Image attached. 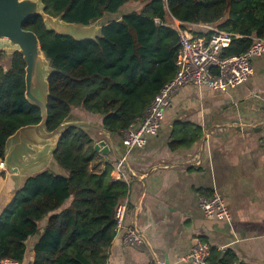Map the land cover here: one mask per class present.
<instances>
[{"label":"trees","instance_id":"1","mask_svg":"<svg viewBox=\"0 0 264 264\" xmlns=\"http://www.w3.org/2000/svg\"><path fill=\"white\" fill-rule=\"evenodd\" d=\"M132 1L141 2V9L111 21L96 39L49 32L40 16L26 20L25 28L39 36L53 68L48 78V130L74 109L100 116L104 128L114 134L142 118L177 70L179 34L174 20L193 31V25L211 24L234 34L225 56L242 54L253 37H264V0H44L51 15L83 25ZM212 33L196 34L209 38ZM25 66L21 53L9 58L0 50L3 159L8 137L41 120L40 109L25 97ZM202 132L198 125L177 120L169 146L191 147ZM98 156L88 133L76 126L66 128L54 154L65 173L47 169L30 175L0 214V264L7 258L25 264H108L116 207L130 186L114 177L111 164H96ZM43 220L47 222L40 226ZM34 236V253L26 261L27 241ZM210 264L247 263L233 250L211 248Z\"/></svg>","mask_w":264,"mask_h":264},{"label":"crops","instance_id":"2","mask_svg":"<svg viewBox=\"0 0 264 264\" xmlns=\"http://www.w3.org/2000/svg\"><path fill=\"white\" fill-rule=\"evenodd\" d=\"M213 28L219 27L196 24L191 31L205 34ZM253 70L246 82L227 92L192 84L181 88L165 111L159 134L143 147L128 149L122 133L110 140L88 128L110 146L95 163L116 168L124 159L123 180L130 186L128 211L109 249L108 264H190L185 258L200 240L220 252L233 250L247 264H264V54L254 58ZM72 113L102 125L98 115L80 109ZM177 120L202 128V137L191 147L170 148ZM4 171L0 214L16 192ZM215 190L228 204L230 221L207 218L199 205L201 195ZM127 228H136L143 242L124 244ZM37 238L27 241L26 261Z\"/></svg>","mask_w":264,"mask_h":264},{"label":"water","instance_id":"3","mask_svg":"<svg viewBox=\"0 0 264 264\" xmlns=\"http://www.w3.org/2000/svg\"><path fill=\"white\" fill-rule=\"evenodd\" d=\"M123 15L120 10L116 13H107L95 22L83 25L67 22L61 16L51 15L46 11L44 0H0V50L5 51L9 58L15 52L23 55L26 64L25 97L29 103L41 111L39 123L20 127L6 141L4 165L12 178L14 190L17 191L30 175L44 170L49 169L62 173L54 154L67 127H79L97 141L98 136L93 137L90 128L100 130L110 140L114 138V133L105 129L104 126L90 122L72 112L57 128L52 131L48 130V97L50 94L48 78L53 68L42 49L39 36L33 30L25 28L26 20L40 16L49 32L84 40L96 39L101 35L104 26L111 21L119 20ZM94 149L107 154L110 146L105 140L96 143L94 140ZM122 160L125 162L124 159ZM33 253L32 250L31 254Z\"/></svg>","mask_w":264,"mask_h":264},{"label":"built area","instance_id":"4","mask_svg":"<svg viewBox=\"0 0 264 264\" xmlns=\"http://www.w3.org/2000/svg\"><path fill=\"white\" fill-rule=\"evenodd\" d=\"M174 25L179 34L175 76L156 94L144 116L122 133L124 145L128 149L143 147L150 136L159 134L165 111L171 106L173 96L181 88L192 84L227 92L248 80L254 72V58L264 54V37H253L252 45L242 54L225 56L224 49L231 45L234 34L213 28L212 35L207 38L205 35H198L182 27V23L178 20H174ZM1 169L5 170V165L4 159L0 157ZM114 177L124 178L123 162H119L116 166ZM127 196L116 207V232L123 228L128 211ZM199 205L207 218L225 221H230L232 218L223 194L217 190L211 195H201ZM123 242L127 245H139L143 242V237L136 228H127L123 234ZM210 256V244L200 240L192 247L185 260L190 264H210ZM1 262L25 264L9 258ZM132 264H164V262Z\"/></svg>","mask_w":264,"mask_h":264},{"label":"rangeland","instance_id":"5","mask_svg":"<svg viewBox=\"0 0 264 264\" xmlns=\"http://www.w3.org/2000/svg\"><path fill=\"white\" fill-rule=\"evenodd\" d=\"M142 7V3L141 2H129V3H126L121 9H120V12L122 14H127V13H130L132 12L133 10H140ZM7 64V63H6ZM60 168V167H59ZM61 172L62 173H65L61 168H60ZM42 223V222H41Z\"/></svg>","mask_w":264,"mask_h":264}]
</instances>
